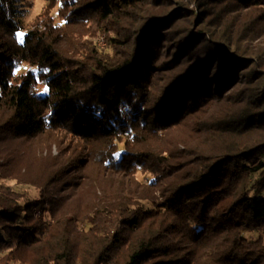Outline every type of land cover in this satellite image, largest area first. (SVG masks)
Here are the masks:
<instances>
[{
    "label": "trees",
    "instance_id": "trees-1",
    "mask_svg": "<svg viewBox=\"0 0 264 264\" xmlns=\"http://www.w3.org/2000/svg\"><path fill=\"white\" fill-rule=\"evenodd\" d=\"M25 2L0 0V264H264V0Z\"/></svg>",
    "mask_w": 264,
    "mask_h": 264
},
{
    "label": "rangeland",
    "instance_id": "rangeland-1",
    "mask_svg": "<svg viewBox=\"0 0 264 264\" xmlns=\"http://www.w3.org/2000/svg\"><path fill=\"white\" fill-rule=\"evenodd\" d=\"M25 8L27 10L25 22L28 26H31L36 21L43 20L44 16L50 15L53 12L56 13L57 6L54 5V0H26ZM103 38L104 36L98 34L96 38L92 39V41L97 45V47H99L100 49H104L105 43ZM56 153V147L53 146L52 154L56 155ZM137 175L139 179H143L142 173L139 172ZM31 191L32 195H36L35 190L31 189Z\"/></svg>",
    "mask_w": 264,
    "mask_h": 264
}]
</instances>
